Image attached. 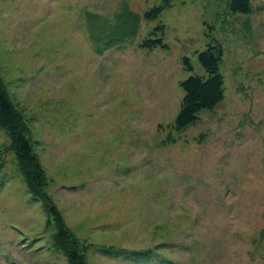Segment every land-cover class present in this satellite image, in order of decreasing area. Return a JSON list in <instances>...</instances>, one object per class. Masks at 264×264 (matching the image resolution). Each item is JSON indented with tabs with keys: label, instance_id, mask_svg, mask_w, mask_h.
I'll return each instance as SVG.
<instances>
[{
	"label": "rangeland",
	"instance_id": "rangeland-1",
	"mask_svg": "<svg viewBox=\"0 0 264 264\" xmlns=\"http://www.w3.org/2000/svg\"><path fill=\"white\" fill-rule=\"evenodd\" d=\"M162 1L0 0V76L46 172L42 200L0 128V264H72L51 206L86 264H264V0H170L145 21ZM130 13L135 36L106 47ZM161 25L167 48L140 47ZM213 40L225 99L178 132Z\"/></svg>",
	"mask_w": 264,
	"mask_h": 264
},
{
	"label": "trees",
	"instance_id": "trees-1",
	"mask_svg": "<svg viewBox=\"0 0 264 264\" xmlns=\"http://www.w3.org/2000/svg\"><path fill=\"white\" fill-rule=\"evenodd\" d=\"M171 6L170 0H163L159 6L146 11L144 20L152 22L158 19L163 10ZM233 14L249 15L252 12L251 0H230L229 4ZM131 22L129 26L118 37L108 35L109 42L106 47L120 45L131 36H135L139 24L138 18L129 14ZM165 26L155 28L139 46L142 48L155 49L158 47L167 48L164 42ZM225 50L221 42L213 40L205 51L198 54L201 67L205 75H193L181 83L184 92L180 111L176 118L175 129L178 132L186 130L200 120L203 111H213L225 99L224 75L221 65L224 59ZM188 70L193 71L189 59H185ZM0 128L6 131L11 140V148L15 152L21 172L27 181L28 188L33 196L43 200L44 187L46 185V172L35 154L30 137V125L28 119L16 108L7 87L0 76ZM44 196V197H43ZM50 213L58 227V239L66 244H71L70 260L72 264H86L78 249L74 246L76 241L71 236L61 214L56 207L51 206ZM109 253V252H107ZM126 256V259L137 261L141 257L133 255ZM137 255V254H136ZM144 256V255H143ZM145 260V259H144ZM147 260V257H146Z\"/></svg>",
	"mask_w": 264,
	"mask_h": 264
}]
</instances>
